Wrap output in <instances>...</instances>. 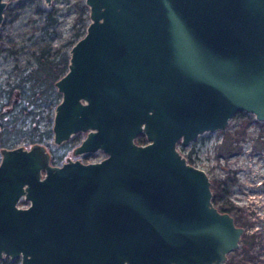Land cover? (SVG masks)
I'll use <instances>...</instances> for the list:
<instances>
[{"label":"water","instance_id":"1","mask_svg":"<svg viewBox=\"0 0 264 264\" xmlns=\"http://www.w3.org/2000/svg\"><path fill=\"white\" fill-rule=\"evenodd\" d=\"M83 4V34L53 81L51 143L81 131L72 153L104 157L53 165L40 143L1 147L0 260L221 264L243 227L176 144L237 111L264 119V0Z\"/></svg>","mask_w":264,"mask_h":264},{"label":"rangeland","instance_id":"2","mask_svg":"<svg viewBox=\"0 0 264 264\" xmlns=\"http://www.w3.org/2000/svg\"><path fill=\"white\" fill-rule=\"evenodd\" d=\"M4 9L0 22V83L5 78L12 77L16 67L24 65L30 59L32 50L31 36H40L37 30L45 12L54 8L53 17L56 24L51 28L52 34L48 38L51 46L66 47L75 27L80 30V22L74 21L77 0H50L46 5L42 0H3ZM83 4V0H80ZM85 6V5H84ZM87 9V8H86ZM87 21L83 20V24ZM84 30V29H83ZM68 49H66L67 52ZM54 87V85H53ZM55 90V87H54ZM56 91V90H55ZM51 115L48 118L51 119ZM244 122V124H243ZM241 131L238 140H232L231 144L236 152L224 158L217 154L219 143L225 132L235 133ZM261 133L264 137V119L257 120L251 113L237 111L228 119L223 129L205 131L190 140L186 145L176 144L177 150L185 157L187 163L203 170L210 184L214 179L221 178L225 171H232L233 180L224 184V192L213 195L214 206L229 205L232 207L227 211L232 216L233 222L239 225L238 214L249 217L253 225L243 227L237 245L225 255L221 264H232L242 249L246 246L249 234L254 233L252 244L248 247V253L253 256L249 264H264V227L260 223L264 218V148H253L256 136ZM28 147L29 145H22ZM50 145L55 146L51 143ZM69 157L75 155L68 152ZM104 154H93V158H99ZM222 185V184H221ZM211 190V195H212ZM214 194V192H213ZM212 199V197H211ZM240 226V225H239ZM14 261L3 256L2 262Z\"/></svg>","mask_w":264,"mask_h":264},{"label":"trees","instance_id":"3","mask_svg":"<svg viewBox=\"0 0 264 264\" xmlns=\"http://www.w3.org/2000/svg\"><path fill=\"white\" fill-rule=\"evenodd\" d=\"M75 6L74 21L80 22V30L78 27L74 28L71 34L72 38L66 42V47H55L49 43L48 38L52 34L51 28L56 24L53 17L54 8H51L43 14L41 23L38 25L37 30L40 36H31L30 59H27L23 66L16 67L12 77L5 78L4 82L0 83V148L40 143L48 150L51 164L59 163L67 149L66 143L69 140L57 146L50 145L51 119L48 116L51 115V111L60 97V94L54 90L53 81L66 69L68 58L66 49L83 34L85 27L83 20L86 19L87 9L80 0H77ZM241 133L239 130L233 134L225 132L218 145L217 154L226 158L236 152V148L231 142L238 140ZM134 140L137 143L145 141L141 133L136 135ZM253 148H264V137L261 136V133L256 136ZM231 173L232 171H225L221 178L212 181L210 187L213 190L211 195L213 204L215 195L225 191L223 185L233 180ZM263 185L264 183H262ZM19 203L22 204L24 201L20 200ZM231 209V206L222 204L218 210L227 212ZM238 220V224L244 228L253 225V221L244 215L238 214ZM260 223L264 227V218ZM244 236L246 235L242 236L244 239L248 238L245 239L246 246L232 264H249L248 262L253 258L248 253V247L252 244L255 234ZM2 263L16 264L14 261Z\"/></svg>","mask_w":264,"mask_h":264},{"label":"flooded vegetation","instance_id":"4","mask_svg":"<svg viewBox=\"0 0 264 264\" xmlns=\"http://www.w3.org/2000/svg\"><path fill=\"white\" fill-rule=\"evenodd\" d=\"M139 134V133H138ZM137 134V135H138ZM142 134V133H141ZM85 133L84 132H81V131H77V132H74L73 134H71L66 140H69L67 143H66V146H67V149L64 151V154L60 160L59 163H56L55 165H58L60 164L61 162L67 160V159H70V160H74V159H77L83 163H86V162H95V161H98L100 160L102 157H104V155L100 156L99 158H93V154H96V153H100V154H104L100 149H95L93 151H84V152H80V153H76V154H73L72 153V150L73 148L78 145V143L80 142V140L84 137ZM143 135V134H142ZM136 137V136H135ZM134 137V138H135ZM144 138V136H143ZM64 140V141H66ZM145 140V139H144ZM63 141V142H64ZM135 141V140H134ZM145 142V141H144ZM143 142V143H144ZM62 143V142H61ZM59 143V144H61ZM137 143V142H136ZM57 144V145H59ZM139 144H142V143H139ZM55 145V146H57ZM46 149V148H45ZM47 150V149H46ZM48 152V150H47ZM72 154V155H75V157L73 158H70L69 157V153ZM48 155H49V152H48ZM50 163V162H49ZM51 164V163H50ZM54 165V164H53ZM20 202V201H19ZM17 203L18 206H25L26 202L20 204V203Z\"/></svg>","mask_w":264,"mask_h":264}]
</instances>
